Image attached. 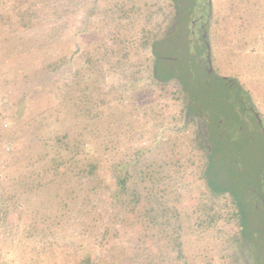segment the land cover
Returning a JSON list of instances; mask_svg holds the SVG:
<instances>
[{"label":"rangeland","instance_id":"374dc122","mask_svg":"<svg viewBox=\"0 0 264 264\" xmlns=\"http://www.w3.org/2000/svg\"><path fill=\"white\" fill-rule=\"evenodd\" d=\"M206 21L212 76L200 32ZM222 77L241 87L237 97ZM87 85L93 113L85 115ZM22 95L28 104L16 119ZM10 132L14 148L5 142ZM65 134L89 142L105 189L114 188L111 170L120 164H132L139 184L148 176L154 181V205L162 202L182 219L189 264H264V0H0V264H8L4 251L15 258L10 264H77L83 250L97 264H130L133 249L146 245L139 232L146 228L152 243L142 262L175 264L171 229L146 220L142 209L107 245L112 207L102 192L84 212L68 202L66 217L43 241L4 231L7 207L8 221L22 214L21 229L36 211L51 215L55 204L33 187L44 182L28 179L31 164ZM213 152L224 188L241 195L244 186L254 187L246 195L256 207L248 218L252 242L238 241L231 197H214L202 178ZM20 176L27 185L17 192ZM214 213L219 218L210 222Z\"/></svg>","mask_w":264,"mask_h":264},{"label":"trees","instance_id":"16d2710c","mask_svg":"<svg viewBox=\"0 0 264 264\" xmlns=\"http://www.w3.org/2000/svg\"><path fill=\"white\" fill-rule=\"evenodd\" d=\"M155 75L157 78L159 77L157 71ZM87 89H89L88 85L83 91L84 106L82 111L83 113L86 112L85 115L92 112L91 109L89 110L86 108V105L89 103L88 101L90 99ZM225 90H228V86H225ZM35 93H37L39 96L42 95L40 94V91H36ZM227 97L232 100L228 95ZM27 104L28 101L26 95L16 98V119L19 117L18 111L23 113ZM47 112L48 111H43L41 113V116L43 117L42 120L47 117ZM93 116L97 118L99 116V112L96 111ZM39 128L40 127H38V129ZM12 129L13 128H10V130ZM68 138L69 135L67 134H65L62 138H57V141H59L60 145H53L51 148L52 153H44L43 156H41L38 161H36V165L31 164V167L34 168L32 169L31 176H29L28 179V183L31 184H33L32 182L36 179L44 182H37L38 185L33 186L35 189L34 191L37 189H42V192L44 191V193L49 196L51 201L55 204L52 208V213L55 212L56 214L51 213V215L41 217L43 213H38V211H36V214L32 215L29 227L23 225L25 227L21 229L18 222L23 219L22 214L17 212V219L14 222L11 220L8 221L7 217L10 215V208L7 207L4 231L14 228L21 233L22 239H24L28 234L34 235L36 233L37 235L39 234L37 239L39 240L40 238L43 241L49 236L48 232L52 231V228L59 225L62 221V218L64 219L66 217L65 214L61 215V212L64 211L66 213L67 207L71 205L68 202L75 203L74 205H78L77 207L81 208L79 212H84L87 206L90 205L89 207H92L94 205L95 197L102 192L106 194L104 197L102 196L101 199L110 202L109 206L112 207V212H110L108 219L106 220L104 230L106 234L105 242L107 245L112 243L115 238H118L119 230L128 226L129 219L136 220L138 218L136 211L138 209H142V211L145 212L146 220L156 219L157 225L165 226L163 230L164 232L171 229L172 233L169 235V238L173 241V245H175V247L178 249V257L176 258L178 261L175 264H189L184 250H182V239L184 238V231H182L181 224L182 219H180V217H172L171 215L167 214L165 212L166 206L164 203L158 202L156 203V206L154 205V202L159 199L156 198L153 192L155 185L154 181L151 180L149 176L147 177L149 179L144 177L145 174H148V171H145L144 169L140 172L141 175H143V177L147 180H144L139 184L133 175V169L135 168H131L132 164L129 163L130 166L127 164H120L118 168L117 166H114V171L111 170L112 174L115 175L114 188L109 186L105 189L104 182L100 179L102 177L100 167L94 160V158H96L95 155L90 151L89 142H86L81 138L73 139V141L69 140ZM14 140H17V138L14 136V133L10 132L9 137L5 139V142L7 141V143L12 148H14ZM0 143H4L2 136L0 138ZM216 155L217 153L215 152L207 155L208 161L206 167L203 170L202 178L214 197L219 198L227 195L231 197L235 210L233 213L231 212L230 217L236 219V226L239 228L238 241L252 242L256 231L251 230L253 224H248V218L251 210H255L256 207L253 206V203L247 196L248 194H253L254 187L244 186L241 190V195L237 191L224 188L221 175L213 171ZM16 179L18 180V183L14 186H17V192H19L23 186L27 185V183H23L21 181L22 179H25L21 176L20 178ZM73 180H76L77 183H73ZM158 182H160V180H158ZM2 184L3 183H0V192L4 189V187H1ZM84 187H87V189L84 190ZM244 195L247 196L244 197ZM49 198L47 197L48 204H50ZM54 198H56L57 201H55ZM4 200L5 199H2V203L6 204ZM18 206L16 207L18 208ZM125 209H127L128 214L131 216L127 214L123 215V210ZM133 214H136V217H133ZM168 218L169 221H167ZM217 218H219L217 213L212 214L210 217V222H214ZM142 220L143 218H141V221ZM172 221H174L175 224ZM118 224L121 225L120 228L116 227ZM139 232L146 234V245L142 251H140L138 248L133 249V257H131L130 264H136V262L137 264L138 262L139 264H147V262H142L141 257H143L144 252H146L147 255L150 254V252H148V246L150 245V242L152 243V238H148V229L146 228V231L141 229ZM142 238L144 239V236ZM0 248H3V246ZM116 248L117 247L114 246L112 250L114 251ZM85 251L83 250L82 252V256L84 257L81 258L77 264H97L98 261L95 262L93 256H87ZM207 252L208 251L205 250L206 255ZM111 256L110 254L108 255V257ZM195 256L197 257L198 255L195 254ZM112 258L115 259V254ZM2 259L3 261L10 264L11 260L15 258H13L12 253H7L4 251ZM193 262L195 263V260H193Z\"/></svg>","mask_w":264,"mask_h":264},{"label":"flooded vegetation","instance_id":"af4514ba","mask_svg":"<svg viewBox=\"0 0 264 264\" xmlns=\"http://www.w3.org/2000/svg\"><path fill=\"white\" fill-rule=\"evenodd\" d=\"M179 14V12L178 11H175V17H177V23L176 24H180V21H181V19H182V17L180 16V15H178ZM192 24H193V27H195L196 25H197V21L196 20H194V21H192ZM208 24H209V22L208 21H206L205 23H203V24H201V26H200V32H201V39L204 41V43H205V45H206V48H207V43H209L208 42V30H207V28H208ZM192 33H195V31L193 30L192 31ZM205 34H207V37L206 38H204L203 36L205 35ZM207 53H208V50H207ZM205 66H208L209 68H207V72L209 73V74H211V76L213 75L212 74V72H213V69H212V71L210 72V71H208V70H210V66H209V63H208V58H207V56H206V61H205ZM214 75H216V74H214ZM217 79H219V78H217ZM222 79H223V81H228V82H230L231 84L229 85V87L233 90V92H234V95L236 96V89L238 88L236 85L235 86H233V83L231 82V80H228V78H224V77H222ZM234 96V97H235ZM237 97V96H236ZM243 104V103H242ZM190 107L191 106H187V111H189V109H190ZM245 109H246V107H244ZM251 110L253 111V109L251 108ZM254 112V111H253ZM188 113V112H187ZM198 113H201V112H198ZM254 114H255V117L257 118V113L256 112H254ZM259 122V121H258ZM260 124V123H259ZM262 126V125H261ZM205 128H206V131H207V133H208V131H209V126H208V124L206 123L205 124ZM217 128V127H216ZM263 128V127H262ZM216 130H219V128H217ZM262 201V200H261ZM263 202V201H262Z\"/></svg>","mask_w":264,"mask_h":264},{"label":"water","instance_id":"95a60500","mask_svg":"<svg viewBox=\"0 0 264 264\" xmlns=\"http://www.w3.org/2000/svg\"><path fill=\"white\" fill-rule=\"evenodd\" d=\"M203 37L206 38L207 34H205ZM207 50H208L207 58H208L209 66H210L209 71L211 72L213 68H212V60H211V46L209 45V43H207ZM257 119H258L259 123L262 125V121L260 120L259 115H257Z\"/></svg>","mask_w":264,"mask_h":264}]
</instances>
